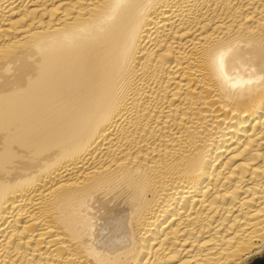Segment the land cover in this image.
I'll return each instance as SVG.
<instances>
[{
	"label": "bare ground",
	"instance_id": "6f19581e",
	"mask_svg": "<svg viewBox=\"0 0 264 264\" xmlns=\"http://www.w3.org/2000/svg\"><path fill=\"white\" fill-rule=\"evenodd\" d=\"M263 248L264 0H0V264Z\"/></svg>",
	"mask_w": 264,
	"mask_h": 264
},
{
	"label": "rangeland",
	"instance_id": "374dc122",
	"mask_svg": "<svg viewBox=\"0 0 264 264\" xmlns=\"http://www.w3.org/2000/svg\"><path fill=\"white\" fill-rule=\"evenodd\" d=\"M263 251H264V248H263ZM263 257H264V252L261 255L260 254H257L255 256L249 258L244 264H252L255 260L261 259Z\"/></svg>",
	"mask_w": 264,
	"mask_h": 264
},
{
	"label": "water",
	"instance_id": "95a60500",
	"mask_svg": "<svg viewBox=\"0 0 264 264\" xmlns=\"http://www.w3.org/2000/svg\"><path fill=\"white\" fill-rule=\"evenodd\" d=\"M252 264H264V257L261 259L255 260Z\"/></svg>",
	"mask_w": 264,
	"mask_h": 264
}]
</instances>
